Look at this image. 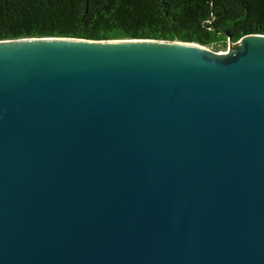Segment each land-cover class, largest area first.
<instances>
[{"label": "water", "instance_id": "water-1", "mask_svg": "<svg viewBox=\"0 0 264 264\" xmlns=\"http://www.w3.org/2000/svg\"><path fill=\"white\" fill-rule=\"evenodd\" d=\"M234 44L0 40V264H264V34Z\"/></svg>", "mask_w": 264, "mask_h": 264}, {"label": "trees", "instance_id": "trees-1", "mask_svg": "<svg viewBox=\"0 0 264 264\" xmlns=\"http://www.w3.org/2000/svg\"><path fill=\"white\" fill-rule=\"evenodd\" d=\"M264 34V0H0V40L148 38L213 50Z\"/></svg>", "mask_w": 264, "mask_h": 264}, {"label": "rangeland", "instance_id": "rangeland-1", "mask_svg": "<svg viewBox=\"0 0 264 264\" xmlns=\"http://www.w3.org/2000/svg\"><path fill=\"white\" fill-rule=\"evenodd\" d=\"M236 44H234L232 47L231 46H229V43L226 45V47H223V48H218V49H216V51H215V49L213 50L212 48H208L207 46H206V48H208L212 53H216V54H219V55H225V54H227V52L229 51V48H234V46H235Z\"/></svg>", "mask_w": 264, "mask_h": 264}, {"label": "bare ground", "instance_id": "bare-ground-1", "mask_svg": "<svg viewBox=\"0 0 264 264\" xmlns=\"http://www.w3.org/2000/svg\"><path fill=\"white\" fill-rule=\"evenodd\" d=\"M204 49H206L205 47H203Z\"/></svg>", "mask_w": 264, "mask_h": 264}]
</instances>
